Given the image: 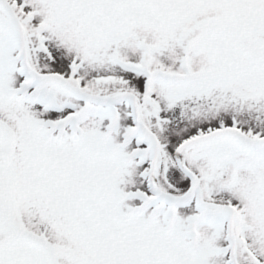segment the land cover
<instances>
[{
    "label": "snow or ice",
    "instance_id": "snow-or-ice-1",
    "mask_svg": "<svg viewBox=\"0 0 264 264\" xmlns=\"http://www.w3.org/2000/svg\"><path fill=\"white\" fill-rule=\"evenodd\" d=\"M0 264H264V0H0Z\"/></svg>",
    "mask_w": 264,
    "mask_h": 264
}]
</instances>
